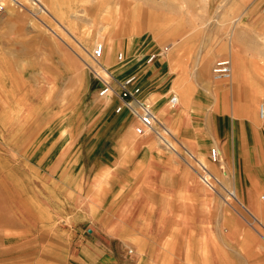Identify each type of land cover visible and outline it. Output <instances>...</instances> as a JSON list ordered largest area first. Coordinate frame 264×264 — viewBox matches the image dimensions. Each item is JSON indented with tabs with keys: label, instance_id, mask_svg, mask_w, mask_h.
I'll return each mask as SVG.
<instances>
[{
	"label": "rangeland",
	"instance_id": "rangeland-1",
	"mask_svg": "<svg viewBox=\"0 0 264 264\" xmlns=\"http://www.w3.org/2000/svg\"><path fill=\"white\" fill-rule=\"evenodd\" d=\"M1 1L0 264H264L263 210L261 225L227 195L236 187L248 210L264 195V97L253 76L249 98L211 78L233 31L232 56L264 72V0ZM109 43L115 75L160 54L153 106L174 150L137 136L116 97L97 105L89 53Z\"/></svg>",
	"mask_w": 264,
	"mask_h": 264
},
{
	"label": "built area",
	"instance_id": "built-area-1",
	"mask_svg": "<svg viewBox=\"0 0 264 264\" xmlns=\"http://www.w3.org/2000/svg\"><path fill=\"white\" fill-rule=\"evenodd\" d=\"M5 7L0 2V12L4 11ZM160 54H149L145 61L147 64H152ZM103 56V46L97 45L90 53L89 57L91 61L102 70L101 73H97L92 69L93 74L102 83L99 91L100 97L114 96L118 99V103L115 112L118 114L125 113L130 118L137 121L134 127V132L137 136H144L147 133L155 134L159 139H162V134H166L169 139H172V135L167 128L161 124L156 116L153 108V103L146 100L143 97L142 87L138 84L137 76L129 75L122 80L115 81L114 75L105 68L101 63ZM117 61H123V54H117ZM231 62L229 59H219L215 62L212 68L213 78L216 80H229L232 75ZM178 97L172 94L168 99V106L170 108L175 107L178 104ZM259 115L262 118L264 116V105L259 108ZM163 142V141H162ZM164 143V142H163ZM219 152L215 148H212L209 153V158L212 162L218 161ZM200 168V181L206 185L209 189H215V181L213 176L209 173L207 168L199 166ZM214 181V183H213ZM261 201L264 204V195L261 196Z\"/></svg>",
	"mask_w": 264,
	"mask_h": 264
},
{
	"label": "bare ground",
	"instance_id": "bare-ground-1",
	"mask_svg": "<svg viewBox=\"0 0 264 264\" xmlns=\"http://www.w3.org/2000/svg\"><path fill=\"white\" fill-rule=\"evenodd\" d=\"M9 1H12L13 2V4H16L17 6H23L24 4L23 3H21V1L20 0H9ZM0 2L4 5V3L0 0ZM11 2V3H12ZM233 32H235V31H233ZM232 32V33H233ZM231 33V36L229 37V39H228V52H229V54H228V59L230 60V62H231V70H232V75H231V78L229 79L230 81H229V87H228V92H230V93H232L233 95H235V94H239L240 96H242V97H244V98H249L248 96H247V94H249V89H248V86H249V84H248V76H253L255 79H253V86L251 87V90H252V92L254 91L255 92V95H258L259 97L260 96H263L264 97V78H262V79H259V78H261V71L263 72V70H259L258 68H256V70H254L253 69V72L250 74V72L249 71H247V69H246V67H245V65H244V63L243 62H241L240 60H239V58L237 57V56H232V51H233V49H234V44H235V33H233L232 34ZM106 50H105V53H107V51L109 52V51H112V47H113V45L112 44H106ZM106 56V55H105ZM104 60V59H103ZM106 60V59H105ZM103 65H105L104 63H102ZM204 65H206V67H201V72H204L203 74H206L207 73V66H209V63L208 62H206V63H204ZM247 65H249V64H247ZM252 66H257L256 65V62H253V65ZM199 67V66H198ZM264 67V66H263ZM263 67H262V69H263ZM264 73V72H263ZM203 74L201 75V73L199 74L200 75V77L201 76H203ZM206 80V79H205ZM206 81H208V79L206 80ZM208 83H210V82H208ZM225 83V82H224ZM214 84H216V83H214ZM219 84V83H218ZM177 95H179L178 96V100L180 101V99H183L185 96H186V94L183 92L182 93V91L181 92H179V93H177ZM233 97V96H232ZM235 99V98H234ZM239 99V98H238ZM110 100H111V96H107V98L105 99V101H97L96 103H98L97 105H100L101 106V103H109L110 102ZM249 100V99H248ZM178 101V102H179ZM160 102V101H159ZM180 103V102H179ZM236 103V102H235ZM249 103V102H248ZM155 105V104H154ZM235 105H237V104H235ZM244 105V104H243ZM249 105V104H248ZM264 105V104H263ZM238 106V105H237ZM250 106V105H249ZM236 107V106H235ZM244 109V108H243ZM248 109H250V108H248ZM162 110H164V105H162L161 104V106H158V108H157V111L158 112H161V114H163L162 113ZM245 110V109H244ZM156 110H155V112H157ZM157 112V113H158ZM157 113H156V115H157ZM260 116V115H259ZM157 119H158V117H157ZM262 123L264 124V116H262ZM164 123H167V122H164ZM163 123V125L165 126L166 124H164ZM167 126V125H166ZM129 131H131V130H129ZM128 131V132H129ZM167 131H169L170 133H171V135H172V137H174L175 136V133H174V131H172L171 129H169V127L167 126ZM149 133H147L146 135H148ZM162 139L163 140H161V139H159L158 137V140L160 141V142H162V144H163V146H165V147H167V148H169L170 150H174V148H173V146L171 145V142L168 140V136L166 135V134H162ZM132 138V137H131ZM129 139V134L126 136V137H124V141H125V144H128L127 143V140ZM173 139V138H172ZM130 142V141H129ZM130 144V143H129ZM132 145V144H131ZM216 145V144H215ZM217 146V145H216ZM215 147V146H214ZM218 147V146H217ZM219 148V147H218ZM217 148V149H218ZM219 152L221 153V151L219 150ZM204 156V155H203ZM202 154H199V158L198 159H196L195 160V162H197V164H198V166H204L205 168H206V165H205V163H203V159H202ZM233 162V161H232ZM233 164V163H232ZM114 169V168H113ZM233 179H234V182L236 183V175H234L233 176ZM232 190V191H231ZM231 192H229L228 190V192H227V195L229 196V198L231 199V200H233L235 203H237L239 206H241V207H244V209L246 210V212L250 215V216H252L259 224H261V225H263L262 223H263V221H262V218H261V213H260V211L261 210H263V212H264V204L262 203V201H261V196L258 198L256 195V197L255 196H252V195H248L247 196V206L249 207V210H248V208L247 207H245V205H243V203H242V200L240 199V196H239V191L237 190V188L236 187H232L231 188ZM244 210V211H245ZM261 221H262V223H261ZM219 228V227H218ZM238 239V238H237ZM171 247V246H170ZM166 248V247H165ZM165 250V249H164ZM176 251V250H175ZM222 260V259H221ZM141 262V261H140ZM145 263V262H144Z\"/></svg>",
	"mask_w": 264,
	"mask_h": 264
},
{
	"label": "crops",
	"instance_id": "crops-1",
	"mask_svg": "<svg viewBox=\"0 0 264 264\" xmlns=\"http://www.w3.org/2000/svg\"><path fill=\"white\" fill-rule=\"evenodd\" d=\"M105 50H106V48L103 46V54L105 53ZM103 57V56H102ZM101 63H102V61H101ZM159 66H161V61L160 60H155L153 63H152V65L150 66V68H147V69H144V68H134V67H132V69H125V70H123L122 72L121 71H119L118 72V74H113L114 75V77H115V81H118V80H120V76L119 75H122L123 74V76L124 75H126V74H128V73H134V71H140L136 76L138 77V76H142L141 78H142V81H143V78H146V83L148 82V83H150V87L149 88H146L147 86H148V84H146V83H144V86L142 87L141 86V84H140V82L138 81V84L142 87V92H144L145 93V95H144V98L146 99L148 96H149V99L152 101V103L154 104V101H160V100H162L163 99V96H164V94L163 93H161L160 94V92H155L157 95H158V97L160 96V98H158L157 100H155L156 99V97H155V94H154V89H153V85L152 84H155L156 85V83L159 81V78H157L158 76L156 75V73H157V70L156 69H152V67H154V68H158ZM134 74H136V73H134ZM122 76V77H123ZM211 78H213V76H212V74H211ZM138 79V78H137ZM151 81V82H150ZM163 101V100H162ZM169 107V106H168ZM153 108H154V106H153ZM154 111H155V108H154ZM156 113V112H155Z\"/></svg>",
	"mask_w": 264,
	"mask_h": 264
}]
</instances>
